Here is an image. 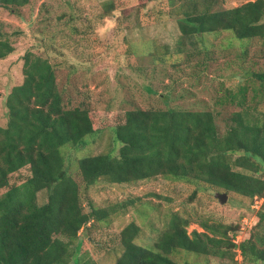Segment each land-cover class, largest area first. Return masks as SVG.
<instances>
[{
  "label": "trees",
  "instance_id": "trees-1",
  "mask_svg": "<svg viewBox=\"0 0 264 264\" xmlns=\"http://www.w3.org/2000/svg\"><path fill=\"white\" fill-rule=\"evenodd\" d=\"M155 1L162 0H146L140 7ZM166 1L180 42L196 38L203 45L199 54L208 52L206 38L211 35L230 33L240 41H264V0L222 9H217L220 0ZM31 2L0 0V7L20 14ZM104 8L109 14L115 5L107 3ZM42 44L38 54L24 55V81L7 96V123L0 126V190L7 189L0 196V264H96L82 233L95 223L110 226L112 217L134 201L121 207H97L90 201L86 209L64 150L85 146L88 136L105 129L119 151L75 162L85 189L101 181L122 186L164 178L193 185L192 200L203 187L242 196L252 204L264 199V111L256 96L249 100L247 85L237 89L222 85L215 111L135 108L116 111L100 124L90 108L68 106L57 79V69L64 65L55 57L62 53L52 44ZM15 53L10 36L0 31V61ZM254 76L264 82V73ZM225 106L237 110L222 132L216 111ZM23 169L29 176L12 185V176ZM42 191L47 198L40 204ZM259 210L258 222L239 244L232 240L239 227L208 220L197 223L172 212L156 244L142 246L137 243L141 226L131 221L120 233L122 254L115 264H179L174 257L181 253L235 259L237 250L243 262L264 264V200ZM193 222L204 232L189 234Z\"/></svg>",
  "mask_w": 264,
  "mask_h": 264
},
{
  "label": "rangeland",
  "instance_id": "rangeland-1",
  "mask_svg": "<svg viewBox=\"0 0 264 264\" xmlns=\"http://www.w3.org/2000/svg\"><path fill=\"white\" fill-rule=\"evenodd\" d=\"M222 1L217 9L254 0ZM111 2L115 10L105 14L104 5ZM146 3V0H32L20 14L0 7V31L10 36L16 47L15 54L0 61V126L7 123V96L24 81V55L28 51L37 54L42 51L39 48L42 41L62 53L58 56L56 52L55 57L64 65L57 69V79L68 106L90 108L100 124H105L106 117L116 111L135 108L215 111L222 85L233 89L247 85L249 100L256 96L258 107L264 111V82L254 76L264 73V41H240L230 33L211 35L206 38L208 52L199 54L203 45L196 38L180 42V30L176 20L168 18L166 0L140 7ZM73 65H77L75 72ZM236 110L232 106L217 109L220 112L217 123L222 132ZM112 150L117 154L119 146L114 147L109 129L88 136L85 146L78 149L69 146L64 150L86 209L90 201L97 207H121L124 202L134 201L112 217L110 226L95 223L87 228L89 232L82 233L96 264L116 263L122 254L120 233L131 221L141 226L137 243L148 247L159 240L172 212L197 223L208 220L239 227L232 237L234 244L241 243L259 220L261 200L252 204L247 198L228 193L227 202L222 204L216 195L225 192L206 187L192 200L193 185L164 178L122 186L101 181L85 189L75 162ZM29 174L28 169H23L12 176L11 184H21L22 177ZM6 190H0V196ZM46 198V191L39 193L40 204ZM197 223L188 227L189 234L195 230L204 232ZM235 253V259L186 253L174 259L179 264H252L243 262L238 250Z\"/></svg>",
  "mask_w": 264,
  "mask_h": 264
},
{
  "label": "water",
  "instance_id": "water-1",
  "mask_svg": "<svg viewBox=\"0 0 264 264\" xmlns=\"http://www.w3.org/2000/svg\"><path fill=\"white\" fill-rule=\"evenodd\" d=\"M216 196L219 199L220 203H222V204H225L228 200V194L227 193H220V194H217Z\"/></svg>",
  "mask_w": 264,
  "mask_h": 264
},
{
  "label": "built area",
  "instance_id": "built-area-1",
  "mask_svg": "<svg viewBox=\"0 0 264 264\" xmlns=\"http://www.w3.org/2000/svg\"><path fill=\"white\" fill-rule=\"evenodd\" d=\"M264 199H262L260 202H263Z\"/></svg>",
  "mask_w": 264,
  "mask_h": 264
}]
</instances>
